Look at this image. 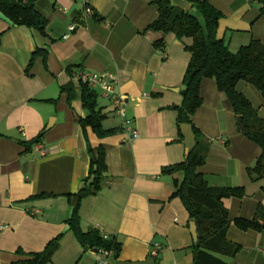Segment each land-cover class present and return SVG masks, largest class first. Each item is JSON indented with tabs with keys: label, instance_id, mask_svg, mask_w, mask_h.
<instances>
[{
	"label": "crops",
	"instance_id": "obj_1",
	"mask_svg": "<svg viewBox=\"0 0 264 264\" xmlns=\"http://www.w3.org/2000/svg\"><path fill=\"white\" fill-rule=\"evenodd\" d=\"M47 22L45 35L0 20V264L29 259L62 235L49 264H194L188 214L171 199L173 181L162 168L183 162L185 147L177 135L175 111L182 101V80L190 39L165 37L160 56L153 46L158 34L143 32L159 16L162 0H22ZM207 1L221 14L216 38L237 52L252 40L264 45L261 0ZM89 6L96 17H84ZM80 25L65 38L68 27ZM48 51L44 61L32 54ZM80 72L107 74L117 93L129 98L126 115L138 137L120 129L121 120L98 89L97 106L105 129L117 134L99 139L78 118L88 113L77 96L69 105L61 88ZM73 75V76H72ZM237 90L264 119V99L240 82ZM202 105L192 117L208 142L205 163L198 168L211 187L244 188L242 199L226 200L230 220H252L264 209V181L252 182L246 169L261 154L242 135L213 79L200 86ZM42 134L39 143L26 144ZM103 146L107 173L100 191L82 200L80 228L98 229L120 244L117 256L84 250L67 231L71 215L67 195L76 194L88 176V148ZM43 152L45 153L43 155ZM229 242L240 247L232 264H264V231H241L233 224ZM158 247L157 256H152Z\"/></svg>",
	"mask_w": 264,
	"mask_h": 264
},
{
	"label": "trees",
	"instance_id": "obj_2",
	"mask_svg": "<svg viewBox=\"0 0 264 264\" xmlns=\"http://www.w3.org/2000/svg\"><path fill=\"white\" fill-rule=\"evenodd\" d=\"M196 9L202 24L189 14L171 8L168 0L157 2L158 18L143 32L158 34L153 40L156 52L162 56L166 50L165 37L173 33L178 40L190 39L191 45L185 50L190 54V60L182 80V101L179 106L170 109L175 111L177 135L182 139L180 126L189 125L195 135L196 148L185 154L183 162L162 168L161 174L172 176L181 174V180H174V191L171 199L178 198L186 210L189 220L194 222L197 231V241L192 246L194 264H232L228 260L235 257L240 247L229 242L226 238L231 224L241 231H264V209L258 207L252 220H230L225 201L232 198L242 199L244 188H218L208 185L204 176L198 173V168L205 161L209 150L208 142L194 126L192 117L202 105L200 86L204 79H213L218 92L226 100L229 109L241 118L240 132L248 140L256 144L261 154L255 164L246 169L252 182L264 181V119L258 116L250 101L237 90L240 82L254 87L264 99V45L252 40L247 46L232 52L216 38L218 21L221 14L207 1L185 0ZM262 5H264V0ZM261 12L264 13V6ZM0 13L7 18L14 27H27L45 35L47 22L32 4L22 0H0ZM92 16L96 17L92 11ZM48 51H35L30 59L28 68L37 57L45 61ZM73 76V75H72ZM77 90L73 84L61 88L60 94L71 105L79 96L83 108L88 115L78 118L82 129L90 128L99 138L104 139L117 134L118 129H105L103 122L106 117L97 106V94L88 85L77 80ZM42 134L26 144V151L39 143ZM89 170L88 176L80 183L76 194L67 195L71 207V215L66 222L67 231L71 232L84 250L114 251L119 254L120 244L114 238L103 239L97 230L84 233L80 228L79 209L82 200L100 191L107 173L106 151L103 146L88 148ZM62 235L49 242L42 252L34 253L28 260L13 264H49L59 248Z\"/></svg>",
	"mask_w": 264,
	"mask_h": 264
},
{
	"label": "built area",
	"instance_id": "obj_3",
	"mask_svg": "<svg viewBox=\"0 0 264 264\" xmlns=\"http://www.w3.org/2000/svg\"><path fill=\"white\" fill-rule=\"evenodd\" d=\"M92 10L89 6H86L84 9V17H91ZM81 25V24H80ZM71 25L68 27V33L65 35V38L68 37L71 33L76 31V28L80 26ZM76 79L80 80L82 83L88 85L92 89H98L101 95L110 101L113 111L121 120L120 129L123 130L129 136V140H134L138 137L137 132H135L130 124V121L127 119L126 110L129 99L134 100L133 98H129L125 95L119 94L115 90L116 80L107 74H95V73H84L80 72L76 75ZM45 153L43 152V155ZM99 231L100 235L103 239H108V236L103 234L102 231L98 229H94ZM159 251L158 247L153 248L151 251L152 256H157ZM97 253L101 254L104 257L115 256L114 251H104L97 250Z\"/></svg>",
	"mask_w": 264,
	"mask_h": 264
},
{
	"label": "water",
	"instance_id": "obj_4",
	"mask_svg": "<svg viewBox=\"0 0 264 264\" xmlns=\"http://www.w3.org/2000/svg\"><path fill=\"white\" fill-rule=\"evenodd\" d=\"M168 1L170 3L171 8L179 9L183 11L185 14H189L190 16L197 18L200 24L203 25L201 18L197 16L196 9L192 8V5L190 3H188L185 0H168ZM0 20L11 25L10 21L7 18H5L1 13H0ZM237 125L238 127H241L240 117H237ZM180 132L183 139L182 142L185 147V154H189L196 148L195 135L192 131V127L189 125H181ZM189 229L193 242L195 243L197 241V231L194 222L190 223Z\"/></svg>",
	"mask_w": 264,
	"mask_h": 264
}]
</instances>
